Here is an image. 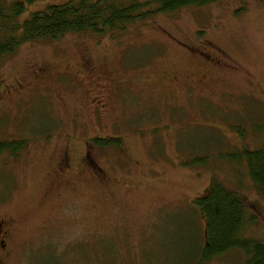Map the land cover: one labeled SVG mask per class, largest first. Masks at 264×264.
<instances>
[{
    "label": "rangeland",
    "instance_id": "obj_1",
    "mask_svg": "<svg viewBox=\"0 0 264 264\" xmlns=\"http://www.w3.org/2000/svg\"><path fill=\"white\" fill-rule=\"evenodd\" d=\"M66 1H35L20 19ZM20 139L19 155H0L4 264H201L195 200L212 178L256 213L249 231L264 240V194L232 161L264 141V1L21 44L0 60V141Z\"/></svg>",
    "mask_w": 264,
    "mask_h": 264
},
{
    "label": "trees",
    "instance_id": "obj_2",
    "mask_svg": "<svg viewBox=\"0 0 264 264\" xmlns=\"http://www.w3.org/2000/svg\"><path fill=\"white\" fill-rule=\"evenodd\" d=\"M35 1L38 0H0V60L24 43L85 32L112 38L132 24L151 22L157 13H171L217 0H69L48 3L21 20L26 6ZM253 132L258 133L256 129ZM89 142L103 148L120 146L119 137H95ZM24 144V139L1 140L0 155H19ZM235 151L232 161L245 166L256 191L264 194V141L257 147L243 145ZM227 154V151L219 153L218 158L224 159ZM195 202L205 222L199 263L238 250L245 257L243 264H264V240L249 231L256 213L248 209L235 190L212 178L210 187Z\"/></svg>",
    "mask_w": 264,
    "mask_h": 264
},
{
    "label": "flooded vegetation",
    "instance_id": "obj_3",
    "mask_svg": "<svg viewBox=\"0 0 264 264\" xmlns=\"http://www.w3.org/2000/svg\"><path fill=\"white\" fill-rule=\"evenodd\" d=\"M8 237L7 227L2 220H0V251L4 254V256H9V251L6 250V239ZM0 264H4V262L0 259Z\"/></svg>",
    "mask_w": 264,
    "mask_h": 264
}]
</instances>
